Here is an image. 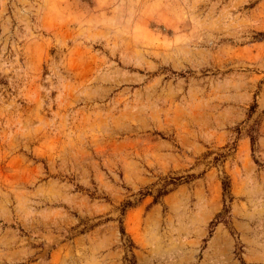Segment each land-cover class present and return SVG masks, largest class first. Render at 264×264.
I'll return each mask as SVG.
<instances>
[{"label":"rangeland","instance_id":"1","mask_svg":"<svg viewBox=\"0 0 264 264\" xmlns=\"http://www.w3.org/2000/svg\"><path fill=\"white\" fill-rule=\"evenodd\" d=\"M0 264H264V0H0Z\"/></svg>","mask_w":264,"mask_h":264}]
</instances>
